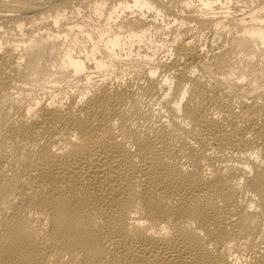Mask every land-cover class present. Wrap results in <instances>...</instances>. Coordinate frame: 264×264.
Returning <instances> with one entry per match:
<instances>
[{
	"label": "bare ground",
	"instance_id": "1",
	"mask_svg": "<svg viewBox=\"0 0 264 264\" xmlns=\"http://www.w3.org/2000/svg\"><path fill=\"white\" fill-rule=\"evenodd\" d=\"M0 264H264V0H0Z\"/></svg>",
	"mask_w": 264,
	"mask_h": 264
},
{
	"label": "rangeland",
	"instance_id": "2",
	"mask_svg": "<svg viewBox=\"0 0 264 264\" xmlns=\"http://www.w3.org/2000/svg\"><path fill=\"white\" fill-rule=\"evenodd\" d=\"M107 2L108 3H112L113 0H107ZM91 4H92V1H87V2H84L82 5H80L81 6V9L83 11L82 14L88 15V14H91L92 13V11H91ZM39 22L38 23H35V24L28 23L27 26H26V28H25V32H27L28 29L37 26L39 24ZM206 34L207 35H205V36H206V38H208L210 36V34H208V33H206ZM18 35H19L18 32L16 30H13V29H10L9 32H8V36H11V37H16ZM209 39H212V38L209 37Z\"/></svg>",
	"mask_w": 264,
	"mask_h": 264
}]
</instances>
